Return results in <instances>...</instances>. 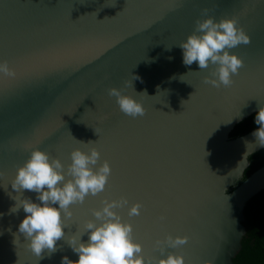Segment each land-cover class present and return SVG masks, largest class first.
Masks as SVG:
<instances>
[{"label": "water", "instance_id": "obj_1", "mask_svg": "<svg viewBox=\"0 0 264 264\" xmlns=\"http://www.w3.org/2000/svg\"><path fill=\"white\" fill-rule=\"evenodd\" d=\"M204 9L217 20L235 18L251 39L231 49L244 67L229 88L204 83L214 65L183 64L178 44ZM0 61L16 72L0 76V264L78 260L61 240L38 261L18 233L26 213H9L19 195L10 183L33 149L67 167L74 149L92 147L112 174L105 192L71 206L65 239L95 219L102 199L126 197L117 211L153 264L169 253L185 264H234L243 208L264 189V165L238 183L248 157L264 148L252 135L258 127L229 138L264 106V0H0ZM110 88H123L145 115L123 114ZM36 195L25 190L22 198L39 203ZM137 202L141 215L129 217ZM169 235L188 241L157 246Z\"/></svg>", "mask_w": 264, "mask_h": 264}, {"label": "clouds", "instance_id": "obj_2", "mask_svg": "<svg viewBox=\"0 0 264 264\" xmlns=\"http://www.w3.org/2000/svg\"><path fill=\"white\" fill-rule=\"evenodd\" d=\"M203 11L205 18L197 19L194 32L178 44L183 50V64L191 66L196 62L200 70L214 65L210 77H205L204 83L215 88H229L235 82L233 76L239 75V70L244 67L243 59L231 52V49L248 45L251 39L238 26L235 18L217 20L214 16L207 15V9ZM0 76H16L15 70L7 61H0ZM133 79L139 77L133 76ZM123 93V88L108 90V95L116 98L123 114L132 118L143 117L146 110L142 103ZM143 94L147 95L146 92ZM254 122L259 126L252 133L256 146L264 147V106L259 108ZM95 132L99 135L96 129ZM97 141L84 143L77 140L85 145L95 144ZM100 159L101 153L95 147L87 152L76 148L70 153L71 163L65 167L59 158H53L37 148L31 150L29 158L17 168L10 184L19 195L15 196L18 198L12 197L15 203L10 207L9 213H18L21 208L26 213L18 226V233L24 237L26 247L38 261L45 258V252L49 257L55 253L58 241L66 240L79 258L73 261L68 256H63L61 264H153L151 257L142 254V244L134 240L132 223L123 220L117 211L128 206L126 197L102 199V207L91 210L95 219L87 220L83 231L77 228L75 234L65 239L67 235L64 229L69 227L65 221L73 216L71 206L83 205L87 197H95L106 191L112 169L107 160L100 163ZM25 190L36 193L39 203L33 202L31 198H22ZM142 207L139 202L132 204L128 207V216H140ZM164 219V216L160 217L161 221ZM85 234L88 235V240L82 242L81 238ZM187 241V236L169 235L163 241L157 240L156 244L176 248ZM14 243H17L16 235ZM156 264H185V260L182 255L169 253L166 257L162 254Z\"/></svg>", "mask_w": 264, "mask_h": 264}, {"label": "trees", "instance_id": "obj_3", "mask_svg": "<svg viewBox=\"0 0 264 264\" xmlns=\"http://www.w3.org/2000/svg\"><path fill=\"white\" fill-rule=\"evenodd\" d=\"M252 113L238 122L229 138L234 139L259 127L255 124ZM264 165V148L251 153L247 159V166L238 181L244 180L250 173ZM244 233L240 239V247L232 259L234 264H264V189L253 196L243 208Z\"/></svg>", "mask_w": 264, "mask_h": 264}]
</instances>
